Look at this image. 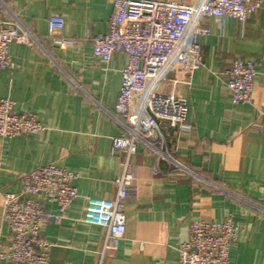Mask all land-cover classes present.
I'll list each match as a JSON object with an SVG mask.
<instances>
[{"label": "crops", "instance_id": "0c3cea01", "mask_svg": "<svg viewBox=\"0 0 264 264\" xmlns=\"http://www.w3.org/2000/svg\"><path fill=\"white\" fill-rule=\"evenodd\" d=\"M189 3L192 0H173ZM41 39L40 45L12 43L14 65L0 69V97L18 112H33L41 133L0 137V249L11 236L3 218V195L19 192L22 176L47 164L77 173L79 196L68 217L43 229L54 245L48 264H100L105 230L90 223L89 197L114 198L121 172L112 155L120 127L108 111L122 84L124 53L102 63L88 37L105 34L112 0H4ZM64 17L58 37H49L48 20ZM201 38L203 64L191 85L181 86L189 115L183 128L163 123L170 153L197 176L176 172L140 145L130 168L126 232L102 264H179L178 247L194 219L221 220L232 214L237 239L230 257L236 264H264V7L246 21L207 20ZM234 58L258 60L252 99L235 103L225 84ZM188 126V127H186ZM56 211L57 205H48ZM0 264H18L0 258Z\"/></svg>", "mask_w": 264, "mask_h": 264}, {"label": "built area", "instance_id": "2783aa9c", "mask_svg": "<svg viewBox=\"0 0 264 264\" xmlns=\"http://www.w3.org/2000/svg\"><path fill=\"white\" fill-rule=\"evenodd\" d=\"M108 31L88 37L94 55L109 62L124 53L122 84L115 108L108 111L120 127L113 137L111 153L120 158L114 198L89 197L85 206L90 223L105 230L99 252L100 264L117 250L126 232L125 206L130 196V168L140 145L158 157L155 173L163 172L166 160L176 172L197 173L168 150L163 123L170 129L187 125L189 105L180 91L191 85L203 64L201 38L209 33L207 20L225 17L246 22L264 7V0H112ZM64 17L48 20L49 37H58ZM12 43L40 45V37L23 23L12 8L0 0V69L14 65ZM258 60L234 58L225 71V84L235 103L252 99ZM188 127V126H186ZM45 125L33 112H18L9 97H0V137L33 135ZM19 192L3 195V218L11 230L9 243L0 249V258L18 264H48L54 245L43 229L68 217L70 206L79 196L74 181L77 173L55 164L40 166L24 174ZM55 204L53 211L48 205ZM264 213V207L250 203ZM237 221L232 214L221 220L197 218L189 227L188 238L179 245V264H236L230 250L237 239Z\"/></svg>", "mask_w": 264, "mask_h": 264}]
</instances>
